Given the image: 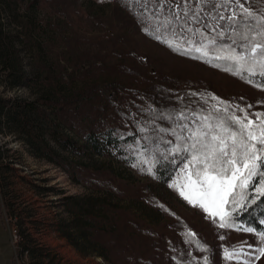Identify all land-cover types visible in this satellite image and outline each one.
Returning a JSON list of instances; mask_svg holds the SVG:
<instances>
[{
    "label": "rangeland",
    "instance_id": "1",
    "mask_svg": "<svg viewBox=\"0 0 264 264\" xmlns=\"http://www.w3.org/2000/svg\"><path fill=\"white\" fill-rule=\"evenodd\" d=\"M140 26L120 0H0V264H127L130 254H112L109 249L107 259L89 252L90 234L78 232L71 224L64 197L104 195L122 209L123 216L149 221L162 229L166 221L174 219L138 196L135 188L142 184H149L152 193L209 239H217H212L217 264H264V257L256 260L258 253L247 247L264 246L259 237L262 231L219 228L172 186L182 180V173L162 182L147 171L149 164H141L145 156L127 164L111 150L103 155L88 149L77 153L58 144L56 138L61 133L83 143L77 127L99 125L108 113L127 130L135 113L123 109L121 103L118 107L119 99L103 101L97 96L84 105L71 103L63 109L51 98L110 81L122 84V94L129 98L136 82L153 73L167 74L181 86L209 81L231 103L264 111V88L178 54L145 35ZM126 114L131 117L122 119ZM57 160L83 165L98 178L103 177L102 169L107 182L120 183L126 193L119 198L95 192L88 184L89 176L76 181L73 172ZM59 228L69 231L71 238ZM130 228L107 234L117 238L116 244L121 246ZM12 232L17 235L14 242ZM175 238L180 235H173ZM142 241L137 232L128 236L130 247ZM232 246L243 251L239 259L227 260L224 250Z\"/></svg>",
    "mask_w": 264,
    "mask_h": 264
},
{
    "label": "trees",
    "instance_id": "2",
    "mask_svg": "<svg viewBox=\"0 0 264 264\" xmlns=\"http://www.w3.org/2000/svg\"><path fill=\"white\" fill-rule=\"evenodd\" d=\"M120 1L124 8L138 18L141 31L153 39H155L154 36L150 35L145 29L152 26L148 17L151 11L156 10L155 6L158 3H163L164 9L162 11L164 15H168L169 9L181 12V15H183L181 9L185 5V0H147L146 7L144 0ZM178 4L180 7H177ZM187 6L193 10L198 7L196 0H187ZM246 6L256 13H264V0H248ZM207 10L206 8L205 11ZM219 11L223 12L225 16L230 15V11L225 9H219ZM215 14L214 12L213 15ZM189 23L193 28H196L202 27L205 23H214V21L201 13L199 22L189 21ZM220 23L223 24L225 22L221 21ZM250 23L254 22L250 21ZM207 32L209 35H214L210 30H207ZM157 41L161 42L160 40ZM162 44L167 46V44ZM174 52L180 54L177 51ZM222 54L224 53L210 52V56ZM187 57L192 58L191 56ZM195 60L224 71L223 67L225 66V62L223 60L214 59L212 64L206 63L203 59ZM213 64H219L220 66L216 67L213 66ZM141 79H143V77ZM258 82L259 78L257 77L254 78V83L252 84L257 85ZM136 83L137 86L134 85V87L131 88L135 92L131 95L129 94V98L122 94L124 90H122V88L124 86L113 81L105 84L92 83L89 86L71 91L61 98H51L53 102H57L63 109H67L71 103L74 105H84V102L88 99L97 96H101L103 101L105 99L114 101L119 99L117 101L118 107V103H121L123 109L135 113L132 117L127 114L122 117V119H125L127 116L131 117L130 122L132 126L127 130L108 113V115L101 118L102 123L99 125L90 128L77 127V133L83 143L61 133L59 137L56 138L58 144L64 149H70L77 153H82L88 149L95 154L103 155L111 150L115 156L124 160L125 163L131 164L134 163L137 158L140 159L141 156H145L147 159L153 158L154 152L145 151V146L150 150H154L157 144L161 142V138H163V141H175V138L172 137L169 132H161L160 129L174 127L177 122L176 116L181 111L189 116V120L184 121V123L192 124L195 120V117L192 116L193 112H197L201 115L212 113L215 116L217 114L214 112L213 106L215 105L216 107L223 108V105L217 104L216 100L210 98L213 95L218 97L221 101L228 102L230 105V112L238 106L231 103L223 94L217 91L209 81H205L201 85L181 86L174 78H171L167 74L153 73L147 75L144 80H140ZM43 97L47 98V95ZM239 108L246 109L250 115L264 113L261 109H247L241 106H239ZM236 114L242 115L240 112H236ZM219 115H224V113L221 112ZM164 147L165 145L160 143L161 150H163ZM43 155L46 157H53L50 152H44ZM57 161L73 172L72 178L76 181L81 182L84 175L89 176L90 180L88 184L95 192L105 191L111 196H120L119 198L126 193L125 189H123L124 187H122L120 183L113 184L112 182H107L109 178L102 169H99V172L104 178L102 176V178H98L95 177L96 173L94 171L90 173L83 168V165L78 163L68 165L62 160ZM178 173H180V169L174 168L167 162H163V166L158 163L153 168L154 179L162 182L168 181ZM83 183L86 184V179ZM135 190L136 192L139 191L138 196L141 199H145L151 206L162 211L164 216H171L174 220L172 222L166 221L164 224L165 227L157 229L151 226L149 221L144 222L129 216H123L122 214L124 212L122 209L120 210L117 208L116 205L104 197V195L92 194L87 198H79L77 196L64 197L66 200V209L71 215V224H73L78 232L90 234L88 240L92 242V249L90 248L89 252L98 254L107 259L109 257V249L112 254L118 252L130 254L127 264H205V257H207V264H217L219 262V259L216 260L217 255L214 257L215 254H212L214 249L213 237L209 239L207 233H203V230L190 224L176 208L161 197L152 193L149 184H142L141 187H137ZM248 191L251 193L252 189L249 188ZM236 222L243 226H250L257 231L264 232V197H260L255 204H249L246 210L240 212ZM126 227L131 228L126 232L127 235H125L123 244L118 246V239L113 237V235L108 236L107 233L115 229L117 232H121L124 231ZM59 229L63 235L71 238L69 231L63 230L62 228ZM132 232H137L138 236L143 240L141 245L136 244L130 247L128 236ZM189 232L195 233V237H190L188 235ZM175 233H178L180 238L173 239V235H176ZM213 240L216 241L217 239L214 238ZM186 241L192 245L191 249H189V245ZM195 241H199L207 250L202 251L197 247ZM72 243L74 242L72 241ZM77 247L79 248V246ZM128 249L132 252L130 253Z\"/></svg>",
    "mask_w": 264,
    "mask_h": 264
},
{
    "label": "snow or ice",
    "instance_id": "3",
    "mask_svg": "<svg viewBox=\"0 0 264 264\" xmlns=\"http://www.w3.org/2000/svg\"><path fill=\"white\" fill-rule=\"evenodd\" d=\"M144 2L146 7L147 0ZM196 3L198 7L193 10L185 0L181 9L183 15L171 9L164 15V4L158 3L148 17L152 26L145 31L181 55L203 59L210 64L214 59L223 60L224 71L249 84L258 77L257 86L264 88V13H256L247 7L248 0H196ZM219 9L230 11V15L225 16ZM201 13L214 23L193 28L189 21L199 22ZM221 21L225 23L221 24ZM207 30L214 35H209ZM210 52L224 54L210 56ZM210 98L223 105V108L213 106L217 115L193 112L195 120L189 124L184 123L189 116L181 111L174 127L160 129L169 132L175 141L161 138L160 143L165 145L163 150L160 143L154 150L145 146V151H153L154 155L152 159H141L140 162L149 164V173H153L156 164L163 166V162L179 168L182 180L172 186L178 188L188 203L201 208L219 228L251 233L254 228L243 227L236 220L249 204L264 197V113L250 115L239 106L230 112L228 102L214 95ZM221 112L224 115H219ZM188 235L194 238L196 234L189 232ZM259 237L264 243V232L259 233ZM195 242L202 251L207 250L199 241ZM247 247L258 253L256 260L264 257V246L256 248L248 244ZM242 251L235 246L231 250L225 248L224 257L239 259ZM204 261L207 264V257ZM244 264L249 262L244 261Z\"/></svg>",
    "mask_w": 264,
    "mask_h": 264
},
{
    "label": "built area",
    "instance_id": "4",
    "mask_svg": "<svg viewBox=\"0 0 264 264\" xmlns=\"http://www.w3.org/2000/svg\"><path fill=\"white\" fill-rule=\"evenodd\" d=\"M16 239H17L16 233L15 232H12L11 233V240H12V242L16 241Z\"/></svg>",
    "mask_w": 264,
    "mask_h": 264
}]
</instances>
